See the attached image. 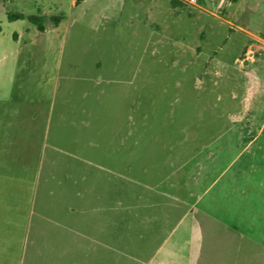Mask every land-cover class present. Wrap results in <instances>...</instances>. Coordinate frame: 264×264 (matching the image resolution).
<instances>
[{
    "label": "rangeland",
    "instance_id": "rangeland-1",
    "mask_svg": "<svg viewBox=\"0 0 264 264\" xmlns=\"http://www.w3.org/2000/svg\"><path fill=\"white\" fill-rule=\"evenodd\" d=\"M74 4L0 0V264L21 260L28 200L38 217L76 184L109 187L115 215L78 260L264 264V0ZM9 11L64 17L39 35Z\"/></svg>",
    "mask_w": 264,
    "mask_h": 264
},
{
    "label": "crops",
    "instance_id": "crops-1",
    "mask_svg": "<svg viewBox=\"0 0 264 264\" xmlns=\"http://www.w3.org/2000/svg\"><path fill=\"white\" fill-rule=\"evenodd\" d=\"M76 5V4H74ZM8 13V12H7ZM8 15V14H7ZM9 19V18H8ZM28 23H30L28 21ZM61 24V21L58 25H55L51 29L45 28V30L40 31L36 28L35 25L27 24V30L32 29L33 31L37 30L39 35H44L50 31L56 30ZM32 25V26H31ZM1 30V25H0ZM31 31V32H33ZM41 33V34H40ZM13 37L15 38V34H18L17 39H20L21 35L19 32L14 31ZM21 109L19 105L16 106L14 113H19L18 110ZM13 112L10 113L11 115L14 114ZM32 118H35L37 115L35 112L29 113ZM18 115V114H17ZM17 123L19 122V118L17 117ZM14 117H2V120H0V151L4 153L3 155H9L8 148L9 144L11 143V136H12V124L14 122ZM23 122V120H22ZM26 122V121H25ZM26 168V166H24ZM25 169L23 168L22 171ZM26 171V170H25ZM20 172V171H19ZM83 186L75 185L72 186L71 189H74V197H69V199H66L64 203H52L44 201V209L46 213L40 214L38 210L39 216L36 217L35 215V208L37 209V200L35 198H32L31 200H28L27 207H28V214L24 215V227L25 231L22 232V235H17V241L19 243V247L21 246V254L19 259V264H62L60 261L51 259L50 256L52 255V258H54L53 253H72L74 258H76L75 262L71 264H95V261L92 262H84L83 259V251H84V244H85V238L87 237H93V238H100V236H112L114 234L112 225L114 223V216L111 215V207H110V199L108 197L107 192L109 190V187L106 188V195L105 192L103 194L96 192L94 193L93 189V198H84V193L82 192ZM68 189V188H65ZM79 194L82 196L81 202H76L78 199ZM104 195V196H103ZM103 196V197H102ZM97 198V199H96ZM80 199V198H79ZM22 200L19 199L20 202ZM84 201V203H83ZM16 203L17 209H20L21 207L19 204ZM76 202V203H75ZM90 202V203H89ZM91 204L92 211L91 214H84L85 213V205ZM41 204V201L40 203ZM23 209L25 203L22 204ZM33 211V213L31 212ZM24 212V210H23ZM27 215V216H26ZM32 215V217H31ZM25 216L27 218H25ZM31 237V238H30ZM22 238V242H21ZM31 240V241H30ZM3 244L1 245V249H3ZM29 244L30 246V252L29 258H27V262L25 263V255H26V245ZM47 251V252H45ZM45 256L47 255L50 260H44V261H37L35 258L37 256ZM81 255V260H78V258ZM30 256H32L30 258ZM24 258V262L22 260ZM18 262V261H17ZM1 263V262H0ZM98 263V262H97ZM70 264V263H69Z\"/></svg>",
    "mask_w": 264,
    "mask_h": 264
},
{
    "label": "trees",
    "instance_id": "trees-1",
    "mask_svg": "<svg viewBox=\"0 0 264 264\" xmlns=\"http://www.w3.org/2000/svg\"><path fill=\"white\" fill-rule=\"evenodd\" d=\"M84 0H75V4H80ZM176 1V0H174ZM182 1V0H177ZM64 16L62 15H51L50 19L54 22V25H58L60 21L63 19ZM9 20H16V19H25L36 26L37 29L40 31L45 30V14L40 12H24V11H9L8 12Z\"/></svg>",
    "mask_w": 264,
    "mask_h": 264
},
{
    "label": "built area",
    "instance_id": "built-area-1",
    "mask_svg": "<svg viewBox=\"0 0 264 264\" xmlns=\"http://www.w3.org/2000/svg\"><path fill=\"white\" fill-rule=\"evenodd\" d=\"M183 1H186V2H188L190 4H194V5L199 3V0H183Z\"/></svg>",
    "mask_w": 264,
    "mask_h": 264
}]
</instances>
